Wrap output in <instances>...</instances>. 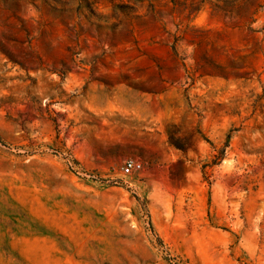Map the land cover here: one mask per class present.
Returning a JSON list of instances; mask_svg holds the SVG:
<instances>
[{
  "label": "rangeland",
  "instance_id": "rangeland-1",
  "mask_svg": "<svg viewBox=\"0 0 264 264\" xmlns=\"http://www.w3.org/2000/svg\"><path fill=\"white\" fill-rule=\"evenodd\" d=\"M0 264H264V0H0Z\"/></svg>",
  "mask_w": 264,
  "mask_h": 264
},
{
  "label": "built area",
  "instance_id": "built-area-1",
  "mask_svg": "<svg viewBox=\"0 0 264 264\" xmlns=\"http://www.w3.org/2000/svg\"><path fill=\"white\" fill-rule=\"evenodd\" d=\"M141 164L132 158H126L121 164V171L124 174L130 173L133 170L139 169Z\"/></svg>",
  "mask_w": 264,
  "mask_h": 264
}]
</instances>
